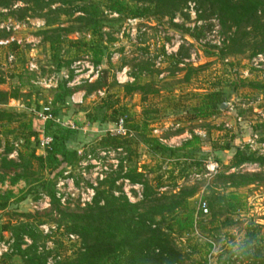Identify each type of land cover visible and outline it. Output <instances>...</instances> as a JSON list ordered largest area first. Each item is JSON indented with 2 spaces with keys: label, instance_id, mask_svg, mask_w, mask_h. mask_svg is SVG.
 <instances>
[{
  "label": "rangeland",
  "instance_id": "rangeland-1",
  "mask_svg": "<svg viewBox=\"0 0 264 264\" xmlns=\"http://www.w3.org/2000/svg\"><path fill=\"white\" fill-rule=\"evenodd\" d=\"M68 1L12 0L9 7H0V23L11 17L23 26L16 34L21 46H0V89L18 95L0 108L21 114L15 122L0 124V163L6 159L33 171L28 185L23 181L11 184L13 172L19 169L9 173L0 170V193H11L7 206L0 210V247L6 248H0V264H24V258L15 250L17 243L21 249L34 244L37 253L46 256L47 264L67 257L74 259L82 243L79 238L70 240L67 236L76 235L65 231L69 216L93 205L92 201H81L87 190L95 194L98 189H107L111 180H115L114 196L122 194L132 204L143 201V182L153 191L152 198L170 197L181 189L195 190L186 202L187 210L194 212V221H202L205 230H199L196 224L190 233L172 234L184 264H204L208 256L214 264H264V165L244 164L231 169L232 154L223 150L226 145H237L264 156V90L247 85L264 82V53L258 54L262 58L251 56L250 50L222 56L230 34L222 30L215 14L192 0L172 16L156 9L139 19L112 13L104 2L93 0L100 6L101 19L95 34L77 20L85 15L76 7L89 5L92 0ZM149 1L138 6H152ZM188 3L195 5L194 16ZM50 41L55 42L54 51ZM90 48L100 50L102 64H93ZM9 54L14 56L13 62L7 61ZM31 62L34 70H29ZM189 68L194 71L189 72ZM134 79L144 88L126 95L123 86ZM59 84L71 92L66 101L80 107L81 111L66 121L75 125L79 141L87 146L79 150V162L52 180L54 193L59 180L66 182L61 187L63 202L57 199L53 204L45 191L31 190L36 187L35 179L51 178L37 162L31 161L30 166L26 163L25 140L29 148H37L38 142L19 123L33 119L34 129L42 127L35 112L49 102L52 109L61 112L63 106L53 101ZM212 92H220L227 106L212 117L197 118L195 109L204 95ZM107 104L110 108L104 109ZM114 110L115 121L122 118L127 131L118 136L125 144L119 149L100 145L107 123L102 127L92 123L94 116L110 115ZM77 116L83 118L82 125L73 122ZM142 134L168 148H181L193 136L199 142L169 157L168 152H152L142 142ZM130 168L142 174L140 182L130 183L122 177ZM231 173L259 175L261 180L240 188H232L226 179L216 180L220 174ZM30 190L23 202L15 203L17 197ZM212 192L226 198L213 212L204 199ZM202 201L208 213L199 215ZM213 213L215 221L210 224ZM182 214L181 210L175 212ZM172 219L165 216L164 224ZM20 223L30 225L33 235L20 234L18 240L17 232L10 229ZM6 225L9 230L1 231ZM248 226L256 231L258 239L250 250L251 258L238 254ZM207 244L211 245L209 251Z\"/></svg>",
  "mask_w": 264,
  "mask_h": 264
},
{
  "label": "trees",
  "instance_id": "trees-1",
  "mask_svg": "<svg viewBox=\"0 0 264 264\" xmlns=\"http://www.w3.org/2000/svg\"><path fill=\"white\" fill-rule=\"evenodd\" d=\"M25 2L38 3L41 0H24ZM70 1V0H69ZM68 1V2H69ZM76 2H89L91 0H75ZM105 3V8L110 12L120 16H127L132 19H139L152 10L163 11L164 15H170L179 12L183 5L190 0H150L152 6H138L147 2V0H99ZM198 3L201 8L208 10L218 17L219 24L225 33H229L230 37L226 48L222 52V56H232L244 54L246 50L251 51V56L264 53V0H192ZM12 0H0V7H9ZM65 4H67L65 2ZM81 10L84 17H77L78 21L84 22L86 31L98 33L101 19L99 18L100 6L92 0L87 5L77 6ZM0 37H5L1 34ZM50 47L55 50V42L50 41ZM92 62L95 66L102 64V53L99 49H91ZM61 68V66H60ZM189 68V72H193ZM189 79V74L186 80ZM246 85L245 81H240ZM247 85L251 88L264 90V82L253 83L248 82ZM90 87H94L91 85ZM126 95H131L137 90H142L144 86L138 84L137 79L132 83L123 86ZM71 92L66 89L64 84L57 86V91L54 93L53 101L55 104L63 106L60 112L58 109H52V115L63 120H69L80 112V107L74 104H69L66 101ZM17 92L9 93L0 89V106H4L10 99H17ZM224 103L220 92H212L204 95L201 105L195 109L197 118L206 119L216 115L220 110V105ZM109 109L107 104L103 107ZM61 113V114H60ZM117 111L107 115L102 113L96 115L92 119V123L102 127L107 123L108 129L112 128L115 121ZM61 115V117H60ZM21 114L0 108V124H9L15 122ZM42 127L34 129L33 119H28L26 123L20 122L19 127L28 130L29 136L35 137L38 142V134L43 130L45 134L51 136L52 143L45 149L43 155L37 156L35 153L36 147L29 148L28 140L27 162L29 166L31 161L37 162L40 168L48 170L51 179L48 181L33 179L36 187L31 189L36 192L45 191L53 204L58 201L55 199L53 192V181L56 177L63 174L66 168L73 166L81 159L77 152L84 149L87 145L85 142L79 141L80 132L78 129H66L52 121H47L41 124ZM146 128V124L143 125ZM107 129V130H108ZM106 130V131H107ZM48 131V132H47ZM142 142L152 151L160 154L169 153L168 156H176L178 151H183L189 148H194L199 142L197 136H193L190 141L184 143L181 148L172 149L161 145L156 139H151L142 134ZM82 142V143H81ZM100 145L102 147H112L119 149L124 147V143L118 137L110 136L105 133L101 138ZM224 151H230V166L229 168H239L244 164L264 165V156L256 155L248 152L247 147L237 145H226ZM9 149H7V152ZM166 155V154H165ZM22 159V153L19 156ZM31 168V167H30ZM19 169L17 173L13 172L11 184H16L18 181H23L24 184H30L29 177L33 176V171H28L24 164L6 161L2 159L0 170L7 173L9 170ZM9 173V172H8ZM259 175L235 174L229 175L220 174L216 180H228L225 182L232 188H240L254 184L260 181ZM130 183L141 181L142 174L137 173L135 168H130L122 176ZM115 180L108 183L107 189H98L92 199L93 205L89 206L81 213L71 214L69 221L65 225V231L74 233L82 243L81 250L76 254L74 259L64 258L55 261L53 264H184L183 256L177 249L172 240V234L190 233L195 225L199 230H205L202 221H194V212L187 210L186 202L191 198L194 189H181L178 193H174L170 197H154V194L149 185L143 182L144 199L140 203L132 204L128 199L120 194L114 196L112 189L114 188ZM33 187V186H32ZM27 191L15 199V203L23 202L32 191ZM11 197V193H0V210L4 209ZM204 199L207 201L208 208L213 212L214 207L226 201L223 195L216 196L212 192L206 195ZM102 203V204H101ZM232 206V205H230ZM181 210V216L175 215V212ZM199 215L202 213L199 211ZM165 216H171L173 219L170 223L164 224ZM161 219L163 223L158 222ZM215 221V214H211V222ZM9 230V225L4 226L1 231ZM18 240L20 234H28L32 236L33 228L27 223H20L17 227H13ZM258 239L256 231L250 226L246 228L245 241L238 249V254L245 258H251L250 250L253 244H257ZM207 251L211 249V245L207 244ZM15 250L24 258V264H47L45 255H40L36 251L34 244L21 249L19 243L15 245ZM59 259V258H58ZM207 264V260H204Z\"/></svg>",
  "mask_w": 264,
  "mask_h": 264
},
{
  "label": "built area",
  "instance_id": "built-area-1",
  "mask_svg": "<svg viewBox=\"0 0 264 264\" xmlns=\"http://www.w3.org/2000/svg\"><path fill=\"white\" fill-rule=\"evenodd\" d=\"M188 8L191 10L192 15L194 16L196 14V11L194 9L195 5L194 3H188L187 4ZM23 26L20 22L13 20V18L11 17H6L4 19V21H2L0 23V35L4 34L5 37L4 38H0V46L4 47V46H10V45H16V46H21V40L18 39L16 37V34L18 32H20L22 30ZM258 58H262V55H258ZM7 61L8 62H13L14 61V56L12 54H9L7 57ZM36 67L35 65L31 62L29 63V70H34ZM52 103L49 102L46 105H43L39 111L35 112V118L40 121L41 123H45L47 121H52L55 124L60 125L61 127H64L66 129H77L75 127V125L70 122V121H63L55 116L52 115ZM126 128H125V122L122 118H119L116 123L114 124V126L110 129H108L106 131V133H108L110 136L113 137H118V136H123L126 135ZM155 133L157 131H154ZM52 143V138L49 135H46L45 132L42 130L40 132V136L38 137V145L39 147H41L43 150L46 149L47 147H49V145ZM82 151H78L77 154L78 156L81 154ZM214 165L212 166V170L214 169ZM66 169H70L69 167ZM64 173V172H63ZM68 174V173H65ZM66 182H63V180H59L58 183L56 184V193H55V197L56 199H58L59 201L63 202L64 198L62 196V190L61 187L64 186ZM70 185H73L72 182L70 183ZM86 195H82V196H86V198H81V201L83 203H90L94 197V192L93 190H87L86 191ZM198 210L202 213V214H207L208 213V209H207V205L204 201H202L199 204ZM42 229L44 230V232H47V229L45 227H42ZM68 238L70 240H75L78 237L76 235L73 234H69L67 235ZM0 248H3V250H6V248L1 245ZM207 264H214L211 260V257L208 256L207 257Z\"/></svg>",
  "mask_w": 264,
  "mask_h": 264
},
{
  "label": "water",
  "instance_id": "water-1",
  "mask_svg": "<svg viewBox=\"0 0 264 264\" xmlns=\"http://www.w3.org/2000/svg\"><path fill=\"white\" fill-rule=\"evenodd\" d=\"M226 106H227L226 103H222V104L220 105V110H223ZM73 122H74L75 124H77V125H82V124H83V118L80 117V116H77V117L74 118V121H73Z\"/></svg>",
  "mask_w": 264,
  "mask_h": 264
},
{
  "label": "crops",
  "instance_id": "crops-1",
  "mask_svg": "<svg viewBox=\"0 0 264 264\" xmlns=\"http://www.w3.org/2000/svg\"><path fill=\"white\" fill-rule=\"evenodd\" d=\"M82 96H83V94H81L80 95V98H79V102H81V100H82ZM179 145H177L176 147H178ZM172 149H177V148H172ZM35 151L37 152L36 154L37 155H43L44 154V152H45V149L43 150L41 147H39V145H38V147L35 149Z\"/></svg>",
  "mask_w": 264,
  "mask_h": 264
}]
</instances>
